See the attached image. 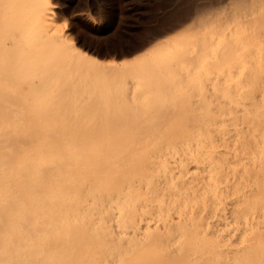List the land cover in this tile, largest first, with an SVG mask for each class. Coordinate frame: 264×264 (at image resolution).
<instances>
[{"label":"bare ground","instance_id":"bare-ground-1","mask_svg":"<svg viewBox=\"0 0 264 264\" xmlns=\"http://www.w3.org/2000/svg\"><path fill=\"white\" fill-rule=\"evenodd\" d=\"M53 8L52 0H0V111L5 113L0 112V264H140V251L127 245L141 217L153 220L165 197L139 180L119 191L102 187L108 181L98 173L106 170L157 172L163 181L178 178L170 173L191 171L207 173L202 175L207 179L219 173L232 179L237 260L264 264V79L255 77L231 96L229 80L244 66L228 65L216 51L223 52V36L221 44L212 35L200 46V56L193 53L186 61L200 62L190 78L216 100L207 108L194 107L188 97L187 119H192L185 135L60 125L51 120L60 107L56 101L88 84L82 85L74 71L84 58L55 32ZM243 44L236 61L248 55L251 64L264 63V39ZM177 46L164 45L157 55L175 53ZM121 178L107 176L109 182ZM96 188L103 193L94 200ZM133 190L142 193L133 196ZM183 198L196 201L197 194ZM217 200L207 195L202 211L192 209L191 217L201 214L211 229ZM136 241V247L146 242Z\"/></svg>","mask_w":264,"mask_h":264},{"label":"rangeland","instance_id":"rangeland-1","mask_svg":"<svg viewBox=\"0 0 264 264\" xmlns=\"http://www.w3.org/2000/svg\"><path fill=\"white\" fill-rule=\"evenodd\" d=\"M52 5L55 32L69 46L74 44L84 58L77 62L74 71L78 72L82 85L88 84L86 90L56 101L63 109L54 110L51 120L60 125L106 132H162L141 136L185 135L186 122L192 119L189 116L187 119L188 97L194 98V107L207 108L216 100L212 92H202L196 87L198 79L190 78L194 66L200 62L193 66L186 61L193 53L201 54L200 46L212 35L220 38L221 44L222 36L224 43L227 39L229 45L222 44L225 52H221V46L216 51L228 65L244 66L243 73L240 68V76L229 80L231 96L239 88L249 86L255 77L264 79L263 62L253 65L248 55L236 61L242 54L240 43L242 46L264 39V0H52ZM177 44L175 53L165 52L163 58L157 55L164 45ZM151 57L152 61L147 62ZM175 130L183 132L173 134ZM98 174L104 177L103 183L108 181L102 187L112 185L119 191L132 180H139L165 197L153 220L141 217L137 235L127 245L128 249L140 251V264H239L240 235L230 191L232 179L221 177L220 173L207 179L202 176L207 173L195 171L170 173L178 178L164 181L160 173L150 171L106 170ZM111 174L123 178L109 182L107 176ZM193 192L197 194L196 201L183 198ZM102 193L103 189L96 188L94 200ZM141 193V190L132 191L133 196ZM207 195H217L218 199L214 209L216 221L211 229L201 214L196 219L191 217L192 209L198 207L202 211ZM137 239L146 242L136 247Z\"/></svg>","mask_w":264,"mask_h":264}]
</instances>
